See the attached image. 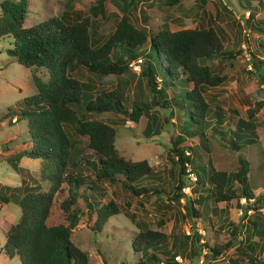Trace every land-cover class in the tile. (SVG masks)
<instances>
[{
    "label": "trees",
    "instance_id": "trees-1",
    "mask_svg": "<svg viewBox=\"0 0 264 264\" xmlns=\"http://www.w3.org/2000/svg\"><path fill=\"white\" fill-rule=\"evenodd\" d=\"M108 1L117 9L113 25L104 36L94 38L91 36V22L104 15V6ZM165 1L170 5L178 0ZM27 2L0 0V36L9 38V46L4 53L32 71L44 69L47 73L46 80L31 73L35 91L24 96L21 105L16 108L19 116L25 120L30 146L17 152L13 163L22 156L39 159L38 181L46 182L47 188L42 189L37 180L25 171L24 174L32 184L21 178L24 183L14 187L21 193L16 201L19 216L15 222H8L5 229H0L4 238L0 244V253L8 257L15 254L21 264H88L87 253L71 237L78 216H84L89 228L97 231L102 228L107 217L120 211L112 200L99 203L98 198L104 194L101 183H120L135 197L156 194L158 198L160 193L166 194V191L159 184L134 186L133 183L141 178L153 179L157 176L145 159L132 160L118 153L114 146L113 125L87 116L90 113L111 111L142 125L144 105L131 102L127 110L120 89H97L90 80H81L70 73L84 69L96 75L119 77L127 71L126 62L140 55L137 48L146 40L147 31L143 27H136L130 19L132 0H123L121 5L115 0H94L87 15L71 18V11H68L24 26ZM255 3L260 4L261 0H248L247 5L254 8ZM257 30L264 32V28L259 27ZM224 42L225 32L216 23L172 31L160 30L149 37L148 49L153 50L157 57L161 54L164 60L161 63L157 60L158 67L148 51L139 71L150 90L163 98L164 105H169V101L175 103L171 92L174 78L181 74L180 78L184 77L186 81L184 96L181 94V102L175 105L184 112L182 126L191 137L180 141L171 139L173 158L169 156V160L175 164L176 172L170 171L172 177L175 175V184L171 186L168 198L176 202L183 199L181 203L191 217L199 216L197 207H193L192 203L199 204L201 200L199 197L190 199L180 191L186 167L195 175V184L202 185L207 181V198L214 202L230 201L238 205L239 195L231 187L233 180L241 186L240 195L252 196L245 176L248 165L245 159L238 157L239 167L229 173L211 166L206 168L193 160L201 152L209 151L211 135L204 132L205 127L210 125L209 117H213L215 125L214 128L210 125V131L218 133L219 139L225 138L223 141L228 144L225 146L234 151L256 139L253 131L254 117L264 104L263 98L247 106L246 117L236 118L233 128L222 130L219 110L210 109L203 94L204 86H216L224 80V76L215 73L209 65L199 60L216 56L228 58L231 53L223 49ZM260 46L263 58L258 60V77L259 83L264 85V37ZM156 77H159L158 88L155 87ZM192 123H196L193 128ZM148 129L143 131L145 136H149ZM80 138H85L84 147L89 150L88 153L82 154L75 150ZM186 148L189 149L188 154L183 152ZM80 160L93 172L92 178L82 175ZM17 170L21 168L18 166ZM63 183L65 188L62 187ZM54 196L59 208L65 213V224L48 225L46 222ZM79 199L84 201L83 207ZM8 200L6 195L0 194V205ZM262 200L263 197L258 196L253 207L256 208V204ZM252 216L259 218L261 212L254 210ZM248 223L254 224L251 220ZM136 224L138 230L130 246L141 255L132 264H148L149 260L157 264H181L173 260L174 255H168L164 249V232L150 229L145 224ZM234 230V226H231V236ZM258 232L261 234V230ZM190 234V250L196 255L202 249H207L215 259L223 249L231 245V241L208 244L201 240L196 230ZM252 244L245 241L243 245L234 246L231 249L232 257L227 258L228 263L264 264L252 254Z\"/></svg>",
    "mask_w": 264,
    "mask_h": 264
},
{
    "label": "rangeland",
    "instance_id": "rangeland-1",
    "mask_svg": "<svg viewBox=\"0 0 264 264\" xmlns=\"http://www.w3.org/2000/svg\"><path fill=\"white\" fill-rule=\"evenodd\" d=\"M115 1L119 5L123 3V0ZM132 1L129 9L130 19L136 27H143L147 31L146 40L137 48L140 50V55L137 56L141 57L142 61L146 60L145 53L148 51L154 62L159 59L161 63L164 60L161 54L157 57L153 50L148 49L149 37L160 30L172 31L214 23L223 29L225 32L223 49L230 51V56L199 60L200 63L209 65L215 73L224 76L220 84L203 88L210 109H218L220 112L222 130L233 128L236 118L246 117L247 106H252L257 99H264V91L258 77V60L263 58L260 42L264 32L257 30L259 27L264 28V0H261L260 4L255 3L254 8L248 7V0H178L170 5L165 0ZM93 3L94 0H28L23 24L29 26L49 16H59L68 11H71V18L84 16L88 14ZM104 9V15L94 18L91 22L93 34L91 36L94 38L104 36L113 25L116 6L108 1ZM7 46L9 38L0 36V194L9 198L5 204L0 205V229H5L8 222H15L19 216L16 201L21 193L14 187L24 183L21 178L32 184L24 174L25 171L27 175L31 174L37 180L42 189L47 188L46 182L38 181L39 159L22 156L13 163L15 154L30 146L25 120L19 116L16 108L21 105L24 96L35 91L31 73L34 72L41 80H46L47 73L44 69L32 71L31 68L18 63L4 53ZM245 54L248 55V60ZM157 65L159 67L158 62ZM139 71L133 73L127 68L119 77L96 75L84 69H78L70 74L81 80H90L97 89H120L127 110L131 102L144 105L145 109L141 113L144 120L142 125L127 116L111 111L90 113L87 116L99 118L113 125L114 146L118 153L132 160L145 159L157 176L153 179L141 178L140 181L133 183L134 186L159 184L166 194L160 193L158 198L156 194L135 197L120 183H101L104 194L98 198L99 203L112 200L119 206L120 211L107 217L102 228L97 231L89 228L84 216H78L72 229V240L87 253L88 264H132L141 255L130 246L131 239L138 230L136 224L138 222L150 229L164 232L166 236L164 249L168 255H174L173 260L181 264H229L227 258L232 257L231 249L237 244L243 245L245 241L253 243L252 254L257 261L264 262V212H261L259 218L252 215L247 216L248 218L238 217L235 213L237 205L234 202L212 201L207 198V181L199 185L187 179V176L182 177L184 182L182 186L188 190L183 192L190 199L200 198L201 203H192L193 207H197L199 216L189 215L181 203L183 199L178 202L169 200L170 188L175 184V175L172 177L170 171L176 172L175 164L169 160V156L173 158L170 151L171 139L176 138L180 141L191 137L182 126L185 120L184 112L175 105L180 103L181 96H184L186 81L184 77L180 78L181 74L174 78L175 84L174 87L171 86L173 87L171 92L175 97V103L169 101V105H164L163 98L150 90L145 77L140 75ZM155 82L157 83L155 87L158 88L159 77ZM209 123L214 128L213 117H209ZM210 125L204 129L206 135H211L209 151L201 152L197 158L193 157L194 162L206 168L211 166L229 173L239 167L238 157L245 159L248 164L245 172L248 189L255 199L261 196L264 200V104L254 117L255 142L236 151L226 147L228 144L223 141L225 138L219 139L218 133L210 131ZM195 126L196 123L191 124L192 128ZM145 128H149V136H145L143 132ZM84 142L85 138H80L75 146V150L82 154L89 152L84 147ZM186 150L189 151L187 148ZM80 162L82 175L92 178L93 172L83 164V160ZM18 166L21 170H17ZM62 187L65 188L64 183ZM231 187L240 196V184L233 180ZM79 203L81 207L84 206L82 199H79ZM248 220L254 224H249ZM46 222L48 225L66 223L65 213L59 208L55 196ZM231 226L235 228L233 236L230 235ZM186 229L188 234L196 230L201 240L208 244L231 241V245L223 249L215 259L210 256L207 249H202L197 255L193 254L190 250L192 234L188 235ZM3 239L0 230V244ZM175 256H178V259H175ZM0 264L21 262L15 254L8 257L1 252ZM148 264L157 263L149 260Z\"/></svg>",
    "mask_w": 264,
    "mask_h": 264
},
{
    "label": "built area",
    "instance_id": "built-area-1",
    "mask_svg": "<svg viewBox=\"0 0 264 264\" xmlns=\"http://www.w3.org/2000/svg\"><path fill=\"white\" fill-rule=\"evenodd\" d=\"M245 56H246V58L248 60V55L245 54ZM141 62H142V58L137 56V57H135L133 59H129L126 62V65H127V68L130 71L135 72V71H139ZM261 87H262V90L264 91V86L261 85ZM14 119L15 118H13V120ZM184 154H188V151L184 150ZM186 176H187V179L192 180L193 182L195 181V175L193 174V172L189 171L188 167H186ZM180 190L182 192L183 191L184 192L188 191L186 188H184V186H181ZM254 201H255V198L253 196L240 195L238 197V205L235 207L236 215L238 217L248 218L247 216L252 215L254 210H257V211H260V212H264V200H262L261 202L257 203L256 204V208L253 207V205H255ZM186 233L188 234V230L187 229H186ZM174 258L178 259V256H175Z\"/></svg>",
    "mask_w": 264,
    "mask_h": 264
},
{
    "label": "clouds",
    "instance_id": "clouds-1",
    "mask_svg": "<svg viewBox=\"0 0 264 264\" xmlns=\"http://www.w3.org/2000/svg\"><path fill=\"white\" fill-rule=\"evenodd\" d=\"M142 63V62H141ZM141 66V65H140ZM134 73V72H133ZM139 73V72H138ZM156 83V82H155ZM264 86V85H263ZM14 118H16V116L14 117ZM184 150H186V149H184ZM184 152V151H183ZM194 183V182H193Z\"/></svg>",
    "mask_w": 264,
    "mask_h": 264
},
{
    "label": "crops",
    "instance_id": "crops-1",
    "mask_svg": "<svg viewBox=\"0 0 264 264\" xmlns=\"http://www.w3.org/2000/svg\"><path fill=\"white\" fill-rule=\"evenodd\" d=\"M2 205V204H1Z\"/></svg>",
    "mask_w": 264,
    "mask_h": 264
}]
</instances>
